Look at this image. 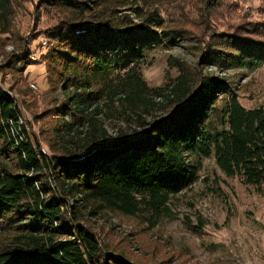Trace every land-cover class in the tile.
<instances>
[{
	"label": "trees",
	"instance_id": "1",
	"mask_svg": "<svg viewBox=\"0 0 264 264\" xmlns=\"http://www.w3.org/2000/svg\"><path fill=\"white\" fill-rule=\"evenodd\" d=\"M15 1L0 0L1 31L11 21ZM47 1L69 19L54 28V45L46 56L58 80L68 79L65 83L73 86L76 80L104 75L122 63L134 64L117 87L125 101L139 100L137 106L152 93L136 68L146 48L181 43L190 35L183 27L167 25L157 10L137 7L131 0ZM229 1L208 0L206 7H223ZM207 9L204 14L210 20ZM261 37L251 24L245 33L220 36L217 47L208 46L202 53L197 70L255 69L264 60ZM27 59L20 57L21 62ZM180 68L182 75L171 90L175 108L168 116L151 122L143 132L120 135L108 146L80 156H64L54 148L52 154L44 152L22 124L16 99L0 85V233L5 236L0 264H131L106 253L87 226V216L107 210L156 228L171 215L172 198L198 180L199 168L190 163L191 156H213L224 174L240 177L264 196V105L246 109L224 78ZM117 87L111 86L110 92L118 94ZM89 95L85 89L77 97ZM224 97L228 98L220 113L227 127L211 132L207 123ZM72 100L62 112L57 109L52 138L64 127L62 114Z\"/></svg>",
	"mask_w": 264,
	"mask_h": 264
},
{
	"label": "rangeland",
	"instance_id": "2",
	"mask_svg": "<svg viewBox=\"0 0 264 264\" xmlns=\"http://www.w3.org/2000/svg\"><path fill=\"white\" fill-rule=\"evenodd\" d=\"M207 1L131 0L137 7L157 10L167 25L190 33L181 43H153L146 48L136 68L152 93L137 106L139 100L136 104L125 101L117 87L134 64L122 63L104 75L76 80L73 86L65 83L68 79L61 83L46 56L54 45V28L69 19L47 0H16L10 23L0 29V85L16 99L28 135L38 138L46 153L52 154L54 148L64 156H80L108 146L120 135L143 132L175 108L172 100L176 95L171 90L182 75L180 66L224 78L246 109L264 105V60L255 69L205 66L197 70L202 53L208 46H216L224 34L245 33L251 24L264 40V0H231L211 10ZM234 52L245 58L242 52ZM24 56L28 59L21 62ZM247 60L252 58L247 56ZM111 86L117 87L118 94L110 92ZM85 89L90 95L77 97ZM69 98L73 100L61 118L64 127L52 138V126L59 121L57 109L62 112ZM226 98L220 99L207 123L211 132L227 127L220 113ZM189 161L199 168L198 180L172 198L171 215L156 228L107 210L87 216V226L98 235L106 253L131 264H264V196L240 177L224 174L213 156H191ZM4 238L0 233V244Z\"/></svg>",
	"mask_w": 264,
	"mask_h": 264
}]
</instances>
